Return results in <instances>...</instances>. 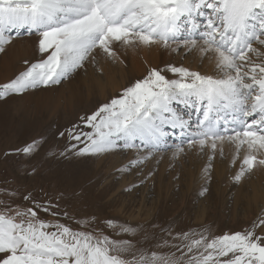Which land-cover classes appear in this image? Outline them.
Masks as SVG:
<instances>
[{
    "label": "snow or ice",
    "instance_id": "6c2138e0",
    "mask_svg": "<svg viewBox=\"0 0 264 264\" xmlns=\"http://www.w3.org/2000/svg\"><path fill=\"white\" fill-rule=\"evenodd\" d=\"M204 8L211 14L200 31L198 17L205 15ZM21 28L39 34V51L47 56L0 86V99L59 83L95 49L114 56L115 43L164 48L176 43L172 51L182 44L215 61L217 77L171 65L168 71L179 79L149 71L120 98L86 118L92 132L73 135L69 130L71 139L79 141L83 135L87 140L77 155L106 153L122 141L125 149L147 153L131 161L132 165L143 163L165 144L162 124L181 130L189 127L172 110V102L192 101V106L200 105L202 118L186 141L189 148H207L213 155L219 148L223 155L227 142L235 147L233 163L244 151L234 177L237 182L246 172L264 167V0H0V52L11 42L7 33ZM254 42L260 47H254ZM221 122L225 127L221 128ZM32 147L22 151L29 153ZM183 150L177 145V153ZM212 158L209 155V161ZM258 227L264 231V218L252 230L211 239L184 233L186 251L171 246L180 252L177 256L175 252H141L127 239L49 224L39 219L34 208L5 207L0 211V264H264V235L256 234ZM121 231L134 232L128 227Z\"/></svg>",
    "mask_w": 264,
    "mask_h": 264
},
{
    "label": "rangeland",
    "instance_id": "374dc122",
    "mask_svg": "<svg viewBox=\"0 0 264 264\" xmlns=\"http://www.w3.org/2000/svg\"><path fill=\"white\" fill-rule=\"evenodd\" d=\"M7 35L11 42L0 52V86L47 56L39 51L38 33L13 36L8 32ZM117 44L113 45L114 56L100 49L93 50L81 67L59 83L39 85L20 94L9 93L0 99V211L5 207L34 208L39 219L49 224L60 223L74 231L127 239L141 252H175L177 256L180 252L171 246L179 245L186 251L184 233L197 239L201 235L211 239L252 230L264 218V210L256 212L255 209L256 197L259 204L262 201L264 183L256 182L257 176L252 171L246 172L239 182L235 181L240 171L238 157L243 159L245 153L241 151L238 161L233 163L235 147L232 144H225L232 152L223 146V155L219 148L213 155L207 148L201 151L198 146L189 148L187 143L177 153L172 140L168 142L170 145L154 151L136 165L131 161L147 153L125 149L122 141L117 142L120 147L106 153L77 155L87 140L83 135L79 141L71 139L69 130L73 135L92 132L86 118L112 99L120 98L126 88L143 80L152 69L161 71L166 79H179L178 74L168 71V66L191 71L186 59L191 62V55L198 51L180 45L177 51L162 52L168 58L165 62L159 59L158 65H145L143 73L135 74L125 71L130 60L129 47ZM205 60L204 56L202 61ZM106 65L119 71L111 82L103 75ZM10 69L15 71L11 74ZM88 81L92 84L90 90L84 85L81 91H74L72 86ZM28 145L33 146L32 150L23 152ZM230 153L234 155L227 162ZM209 155L213 156L211 161ZM225 160L228 171L214 173V163ZM232 172H236L233 179ZM25 196L30 199H24ZM157 198L159 203L155 201ZM138 205L149 212L152 208V215L146 218L143 212L133 221L132 216H136L133 211ZM122 227L134 232L124 233ZM255 232L264 235L259 227Z\"/></svg>",
    "mask_w": 264,
    "mask_h": 264
},
{
    "label": "bare ground",
    "instance_id": "6f19581e",
    "mask_svg": "<svg viewBox=\"0 0 264 264\" xmlns=\"http://www.w3.org/2000/svg\"><path fill=\"white\" fill-rule=\"evenodd\" d=\"M20 32H29L27 29H24V28H21V29H18V30H15V35L17 33H20ZM198 38V37H197ZM117 44V43H116ZM118 45V44H117ZM256 44L254 42V47H256ZM124 46V45H123ZM122 46V47H123ZM181 46L183 47V45L181 44ZM127 47V46H126ZM129 49H130V54H129V57H130V60L128 62V64L126 65L125 67V71L128 72V73H135V74H141L143 73L142 70L144 69L145 65L147 66H156L159 64V59H162L163 62H165L166 60H168L167 56L166 55H162V52H164V54H167V51L173 49L174 47L176 48L177 47V44L176 43H172V45H170L169 48H164V47H161L160 45H151V46H143V45H134V46H128ZM119 48V47H118ZM125 48V47H124ZM184 48V47H183ZM118 52H116L117 54ZM210 55V54H209ZM192 56V61L189 62V59L187 60L186 59V62L188 61V63L191 64V71H200L201 75H211V76H214V77H217L220 75L219 71L217 70V68L215 67V61L214 59L210 60L209 57L206 55L205 57L207 58V60L205 61H202L203 57L200 55L199 51H195L194 55H191ZM180 58V57H179ZM180 60V59H179ZM86 61V60H85ZM84 61V63H85ZM199 63L201 64V67L199 68ZM203 70L201 72V70ZM15 71V69H12ZM11 71V74L14 72V71ZM17 71V70H16ZM103 75L105 76V78L107 79V82H111L112 80V77L115 75V73H118L119 71L117 69H112L110 66L106 65V67L103 69ZM79 75V74H78ZM81 78V77H80ZM84 85L88 88V90L91 89V82L88 81L86 82L85 84L83 83L81 86H77V87H73L74 91L77 92V90L81 91L83 88H84ZM104 85L100 86L101 88H103ZM75 94V93H73ZM72 94V95H73ZM197 107H200V105H196ZM171 108L172 110L176 113L179 111V113H176L177 115L179 114V116H183V119L188 121L189 122V127L184 130L185 132L188 131L190 135H192V133H194L196 131V124L199 122L197 121L196 123L193 121V116L196 112V108L195 106H192V101H189V103H184V102H176V101H173L172 102V105H171ZM179 108V109H178ZM199 112V118H202V111H198ZM197 113V112H196ZM194 119L196 120V117H194ZM159 123V121H158ZM162 126V129H167V133L169 134H166V137H165V146L166 145H170V140L171 138L174 140L173 141H176V142H179V144H176L174 146L177 147V145H180L181 146V143L182 141L178 140L177 138V135L176 134H172L171 133V129H174L175 130H178L180 131L179 129L180 128H173L171 127L169 124L167 123H164L161 125ZM165 132V130H164ZM166 133V132H165ZM187 133H184V134H181L179 133V135H185ZM184 137V136H183ZM140 144V141L137 140ZM137 141H135V143H137ZM227 142H225L223 144L224 146V150H227L229 152H232L231 151V148H225V144ZM138 144V143H137ZM228 144V143H227ZM183 145V144H182ZM164 147H162L161 149H163ZM193 148V147H192ZM136 151H138L137 149H135ZM141 154H145L146 152H144L142 149L140 151ZM171 153H173L174 151H169ZM167 153V152H166ZM233 153H230V155L227 157L226 160H228L227 162H231V155ZM234 155V154H233ZM238 159H240V161L242 160L240 157H238ZM226 160L225 162H220V161H216L214 163V173H223V172H226L228 171V168L226 167L225 168V165H226ZM238 160H236L235 162H237ZM239 161V162H240ZM233 162V161H232ZM202 165V164H201ZM226 166H229V165H226ZM237 168V171L239 170L238 166L236 167ZM201 170V169H200ZM236 170V169H235ZM253 174L255 173L256 174V179L255 181L258 182V183H264V167H261V166H257L255 167L253 170H252ZM233 173L235 174L236 172H232V179H233ZM254 174V175H255ZM260 174V175H259ZM243 182V181H242ZM258 193V190L256 191V195ZM143 200V199H142ZM159 199L157 198L155 201H158ZM261 203L259 204L258 202V198L256 197V202H255V209H256V212H261L264 210V195L261 197ZM154 201V200H153ZM154 201V203H155ZM122 202H124V200H122ZM146 203V202H145ZM141 204V203H140ZM143 204V203H142ZM157 205V204H156ZM139 206V205H138ZM137 206V207H138ZM155 206V205H154ZM143 207V206H142ZM142 207H138L137 209H135L133 212H136V216H132V220L133 221H137L138 217L142 215L143 212V216L144 217H149L150 215H152L153 213V210L152 208H150V211L149 212L148 210L144 209ZM153 207V205H152ZM123 210V208H120V210ZM202 219V218H201ZM201 219L199 218L198 220L201 221ZM264 233V231H263Z\"/></svg>",
    "mask_w": 264,
    "mask_h": 264
}]
</instances>
